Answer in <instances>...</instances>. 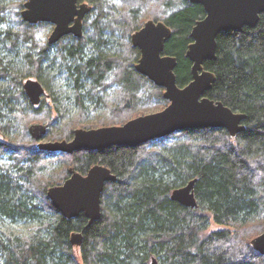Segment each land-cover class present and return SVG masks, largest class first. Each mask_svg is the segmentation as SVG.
<instances>
[{
  "label": "trees",
  "instance_id": "16d2710c",
  "mask_svg": "<svg viewBox=\"0 0 264 264\" xmlns=\"http://www.w3.org/2000/svg\"><path fill=\"white\" fill-rule=\"evenodd\" d=\"M25 1L0 0V25L9 13L15 24L0 30L6 31L1 51L17 50L18 58L0 55V131L9 133L0 140L8 162L0 164V215L27 217L38 208L51 218L39 233L0 238L2 264H147V252L162 264H264L250 244L264 231V12L254 27L219 33L216 59L203 63L215 75L205 95L246 115L234 138L224 128L199 127L135 146L64 153L38 149L30 124L45 123L50 139L69 140L75 127L91 125L85 123L86 96L98 110L94 126L121 125L162 109L168 103L163 89L134 69L139 50L130 34L148 18L166 23L172 35L164 53L176 57V82L183 86L191 79L184 56L189 34L204 10L188 0H78L91 6L83 19L86 35L68 34L50 45L44 38L52 24L23 21ZM51 50L76 89L72 118L55 98L33 105L22 87L26 78L40 80ZM95 163L117 180L104 186L100 219L85 227L83 215L64 218L46 191L63 183L70 166L84 174ZM193 178L197 208L169 198ZM211 223L222 228L211 230ZM75 230L83 234L78 255L69 243Z\"/></svg>",
  "mask_w": 264,
  "mask_h": 264
},
{
  "label": "water",
  "instance_id": "95a60500",
  "mask_svg": "<svg viewBox=\"0 0 264 264\" xmlns=\"http://www.w3.org/2000/svg\"><path fill=\"white\" fill-rule=\"evenodd\" d=\"M200 4L204 16L197 19L190 31L191 42L184 56L191 62V79L183 86L176 82L175 56L164 53L171 28L162 20L147 19L131 33L130 42L139 50L134 63L136 72L147 77L163 89L162 96L167 105L158 111L138 115L121 125L97 128H76L69 140L43 139L47 125L32 124L28 127L36 147L47 152L73 153L81 149L99 150L111 146H135L149 140L162 138L177 130L199 127L224 128L234 136L244 129L242 121L246 115L236 112L221 101L205 95L215 81V75L204 68V61L216 59L217 36L228 30L240 31L244 26L254 27L264 12V0H188ZM91 6L78 0H26L20 15L28 23L47 22L53 25L48 38L52 45L68 34L79 38L83 35V18ZM23 90L30 103L37 105L45 89L37 79L27 78ZM69 176L62 184L48 187L46 195L52 206L66 219L83 215L85 227L101 217V194L107 182L116 181L117 176L100 163L93 164L86 173L68 169ZM196 179L171 190L170 199L178 204L196 208L194 194ZM83 241L81 231H72L69 243L79 247ZM254 250L264 256V231L250 240ZM149 264H157L152 258Z\"/></svg>",
  "mask_w": 264,
  "mask_h": 264
},
{
  "label": "rangeland",
  "instance_id": "374dc122",
  "mask_svg": "<svg viewBox=\"0 0 264 264\" xmlns=\"http://www.w3.org/2000/svg\"><path fill=\"white\" fill-rule=\"evenodd\" d=\"M16 1L17 0H7V2H9V3L10 2H16ZM6 18H7L6 22H5L6 24H1L0 30L1 29L5 30V28H7V27L15 28V24L13 22V19H12L10 13L6 14ZM50 31H51V29L47 31V36L45 35L46 37L44 39L48 38ZM5 33H6V31H4V33H0V55L6 54L7 58L17 61L18 60V58L16 57V51L17 50L16 51L15 50L14 51L7 50V53H5L4 51L3 52L1 51V48L3 45L2 42L4 41ZM84 35H86V33ZM48 56H49L48 60L43 64L42 70L40 71V76H41L40 80L37 78H33V77H30V78L39 80L41 82V84L43 85V87L45 89V94L42 96L41 100L46 98L47 99L46 102L51 104V100H52L51 97L53 99L55 98L56 103L60 106V108L65 110V112L68 114L67 116H69V118H72V116H74L78 112V106L74 103L75 97H76V89L73 86L74 83L72 82V80L67 79L66 72H64L63 69H61L60 63H59L60 60L58 57L54 56L53 50H51L49 52ZM26 79H24L23 81H25ZM1 84H2V82L0 80V85ZM85 92L86 91L83 90L81 93L84 94V96H86ZM83 101H84V105L89 110L88 115L86 116L85 123L91 124V125L88 127H83V125H79V126L75 127L74 129H76V128L89 129V128L101 127V126H94L95 122L97 121V116H95V114L98 112V110L95 112H94V110L92 111V109H94L93 108L94 107V101L89 100L87 98V96ZM158 110H160V109L149 110V111H146L145 113L158 111ZM145 113H143V114H145ZM32 124H45V123L35 122ZM32 124H30V125H32ZM103 126H110V125H103ZM55 127H57V126H55ZM49 128H51V127L47 126V133H48ZM4 133H6V132H4ZM5 137H9V133H6ZM5 137L2 134V132L0 131V140H5L6 139ZM43 140L48 141V140H52V139H50L46 134V137ZM37 143L38 142L35 141V144H37ZM165 146H167V144H163L162 148ZM7 163L8 162L6 160V157L0 155V164H7ZM51 166L56 168L59 165L56 163H53ZM31 209H32V207H31ZM50 218H51L50 213H46L44 210H40L38 208H35L34 213H32L31 216L28 215L27 217L26 216L15 217L14 219H12V218H9L7 216H1L0 215V238L3 241H7V237L8 238L9 237L10 238H20V237L29 236L31 234L39 233L38 228L40 226H43L42 224L45 221L49 220ZM221 228H222V226L211 223L209 229L217 230V229H221ZM74 251L77 255L79 254V248L78 247H74ZM152 258H155L157 260V264L163 263L162 262L163 260L161 261V257L158 256L155 252H147V260H148L147 264L150 263ZM0 264H2L1 255H0Z\"/></svg>",
  "mask_w": 264,
  "mask_h": 264
},
{
  "label": "flooded vegetation",
  "instance_id": "af4514ba",
  "mask_svg": "<svg viewBox=\"0 0 264 264\" xmlns=\"http://www.w3.org/2000/svg\"><path fill=\"white\" fill-rule=\"evenodd\" d=\"M80 2V1H79ZM85 2V1H84ZM87 3V2H86ZM86 16V15H85ZM84 19V18H83ZM147 20V19H146ZM146 20H144V22L146 21ZM83 22V21H82ZM143 22V23H144ZM143 25V24H142ZM52 27H53V25H52ZM139 29V28H138ZM137 30V29H136ZM82 31H83V34H84V30H83V28H82ZM131 35V34H130Z\"/></svg>",
  "mask_w": 264,
  "mask_h": 264
},
{
  "label": "bare ground",
  "instance_id": "6f19581e",
  "mask_svg": "<svg viewBox=\"0 0 264 264\" xmlns=\"http://www.w3.org/2000/svg\"><path fill=\"white\" fill-rule=\"evenodd\" d=\"M24 3H25V2H24ZM70 167H73V166H70ZM70 167H69V168H70ZM69 168H68V169H69ZM75 170H76V169H75ZM47 189H48V188H47ZM170 193H171V191H170ZM169 198H170V194H169ZM197 206H198V204H197ZM196 208H197V207H196ZM191 209H194V208H191ZM101 213H102V211H101ZM262 256H263V255H262Z\"/></svg>",
  "mask_w": 264,
  "mask_h": 264
}]
</instances>
